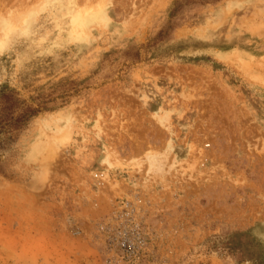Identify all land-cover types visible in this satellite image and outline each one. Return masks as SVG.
I'll return each instance as SVG.
<instances>
[{
    "label": "rangeland",
    "instance_id": "obj_1",
    "mask_svg": "<svg viewBox=\"0 0 264 264\" xmlns=\"http://www.w3.org/2000/svg\"><path fill=\"white\" fill-rule=\"evenodd\" d=\"M0 264H264V0H0Z\"/></svg>",
    "mask_w": 264,
    "mask_h": 264
},
{
    "label": "bare ground",
    "instance_id": "obj_2",
    "mask_svg": "<svg viewBox=\"0 0 264 264\" xmlns=\"http://www.w3.org/2000/svg\"><path fill=\"white\" fill-rule=\"evenodd\" d=\"M85 6V5H84ZM83 7V6H82ZM86 9V6H85ZM98 9V8H97ZM95 10V9H94ZM86 10H81L79 11V13H76L75 15H73V19H72V30L71 32L74 33V36L76 37H81L82 35H84L85 33V28L87 27L88 23L96 18H98L99 16H101V14L99 15H94V13H92L93 10H90L92 14L85 12ZM103 17H100L99 19H102ZM18 19V18H17ZM107 19V18H106ZM166 153V152H165ZM150 155V154H149ZM146 156V158L148 157V161L150 166L153 165H158V160H159V155H150V156ZM158 155V156H157ZM162 155V154H161ZM163 157V156H162ZM161 162V161H160ZM159 167V166H158ZM157 167V168H158ZM156 167H153L152 170H157ZM151 169V168H150ZM155 170V171H156ZM158 172V171H157Z\"/></svg>",
    "mask_w": 264,
    "mask_h": 264
}]
</instances>
